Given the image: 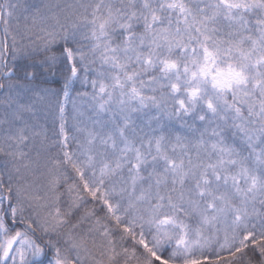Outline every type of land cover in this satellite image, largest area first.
I'll use <instances>...</instances> for the list:
<instances>
[{
  "label": "snow or ice",
  "instance_id": "obj_1",
  "mask_svg": "<svg viewBox=\"0 0 264 264\" xmlns=\"http://www.w3.org/2000/svg\"><path fill=\"white\" fill-rule=\"evenodd\" d=\"M0 264H264V0H0Z\"/></svg>",
  "mask_w": 264,
  "mask_h": 264
},
{
  "label": "trees",
  "instance_id": "obj_2",
  "mask_svg": "<svg viewBox=\"0 0 264 264\" xmlns=\"http://www.w3.org/2000/svg\"><path fill=\"white\" fill-rule=\"evenodd\" d=\"M29 2H31V0H29ZM61 66L60 65H57V69H56V76L53 78L54 80L58 81L56 83H52V84H49V85H46L47 87H52L54 89H59L61 86H62V75H61ZM81 86L80 84L77 82L74 86H73V91H72V95L75 96L76 95V90H80ZM48 113H41V116H45L47 115ZM47 118H48V122L51 121V118L48 117L47 115ZM43 122V120H42Z\"/></svg>",
  "mask_w": 264,
  "mask_h": 264
},
{
  "label": "rangeland",
  "instance_id": "obj_3",
  "mask_svg": "<svg viewBox=\"0 0 264 264\" xmlns=\"http://www.w3.org/2000/svg\"><path fill=\"white\" fill-rule=\"evenodd\" d=\"M61 2H63V0H61ZM71 110V105H69V111ZM48 115V117H50L51 118V121L50 122H48V124L50 125L51 124V122H52V120L55 118V116H54V114H47Z\"/></svg>",
  "mask_w": 264,
  "mask_h": 264
}]
</instances>
